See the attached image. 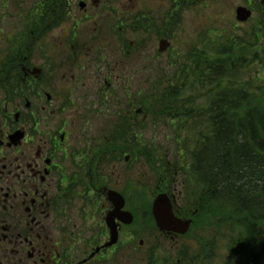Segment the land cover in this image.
I'll use <instances>...</instances> for the list:
<instances>
[{"label":"rangeland","instance_id":"obj_1","mask_svg":"<svg viewBox=\"0 0 264 264\" xmlns=\"http://www.w3.org/2000/svg\"><path fill=\"white\" fill-rule=\"evenodd\" d=\"M42 1L7 0L5 4L3 0H0V26H5L2 30L10 31V36L13 39H23L27 42L26 45L30 52L27 71L30 72L31 78L38 79L43 70L44 74L42 75L45 77L46 88L48 89V97H45L44 100L45 104L53 106L64 104L67 93L70 95L73 93L72 100L75 102H78L79 98L86 101L89 110L93 111L90 114V122L85 128L86 136L96 138L103 135L109 138L112 130L109 123H116V118L113 116L119 112L118 109L124 110L127 101L129 103L133 100L136 111L141 108L139 104L141 96L148 93L153 95L162 93L156 89V85H153V91L156 93L151 91V85L156 82L158 77L162 81L173 77L176 70H179L183 64L189 50L198 52L204 61L209 59L212 62V59H223V62L227 63L220 67L221 76H225L222 79H215L206 83L197 82L193 78L186 81L185 79L179 80V83L175 85L180 86L179 90L178 92L174 91V93H180L179 103L182 104L184 111L193 110L195 113L198 108L207 109L215 95L230 91L242 93V90L235 89V87L242 85L239 86L241 88L244 84L249 88L250 95L255 93V95L264 98V29L262 31L260 26L264 19L257 0H250L255 11L252 18L245 24L238 23L236 20V9L248 6L245 0H185L188 9L184 10V13L177 19L173 16L172 22L175 27L172 24L173 28L168 33L171 43L170 52L161 58L155 57L159 39L154 31L152 36L142 32L139 35L129 32L125 34V37L130 43H140L144 40L145 44L142 46L139 44L140 50L136 54L135 60H127L126 62L120 60L122 56L119 47L116 46L117 43L110 37V32L105 31V29H103L104 31L101 30V24L96 26L93 22L82 23L74 27L71 24H61L55 20V24L49 33L42 38L38 37L37 31L32 29L35 20L37 21L33 12L38 9L41 3L43 4ZM190 3H193L194 6L190 7L192 5ZM172 5L173 0H113V2H109L108 6L117 8L121 17L127 22L140 11L149 14L151 12L165 14ZM76 8L79 7L76 6ZM103 17L102 24L107 29L109 27L104 23L106 17L105 15ZM124 28H130V25L125 24ZM159 29L162 30V27ZM254 31L258 32L259 39L252 42L251 37ZM24 32L26 33L24 34ZM72 33L75 34V37L72 36ZM26 34L27 37L24 38ZM99 36L100 42L97 40ZM244 36L247 37L246 42H248L246 49L237 45H230ZM69 44H76V49L72 50ZM136 45L138 44H135V48ZM223 45L225 46L222 48ZM214 48L215 50H213ZM99 50L104 51V55L102 52L98 54ZM226 51L231 53L234 51L235 55L226 59L225 55H228ZM100 54L104 56L101 59L99 58ZM75 60L78 61L75 63ZM80 77L87 79L85 86H79ZM100 79L103 80L102 86L104 88L107 87L106 82H108L109 87L108 98L104 106L100 105L97 98L99 88L97 83L98 85L101 84ZM74 81L77 86H73L72 82L74 83ZM118 81L119 85L117 84ZM219 81L222 86L217 84ZM16 84L15 81L12 82L13 87ZM204 84H206V88L202 87ZM28 87L31 89V86ZM48 98L51 101H48ZM219 107L218 105L216 109L217 115L220 110ZM234 108V106L227 108L229 111L226 113V119L229 124L249 126V120H236L237 115L232 112ZM210 116L209 114L208 117L211 118ZM209 118L204 124L200 117L198 120H192L194 122L189 124L184 121L179 123L183 126L188 124V129L180 134V142L177 144L173 129L166 126L165 120L161 117L153 122V115L150 114L149 116L148 114L145 120L146 126L141 131L140 123L145 119L141 115L138 118V136L144 141L143 146L151 149L152 152L156 149L153 153L154 156L151 155L154 160L155 157L159 160L166 155L167 158L164 163L170 165L172 162L175 165L174 153L178 149L181 148L180 151L182 152L179 158L186 160L191 154L189 150L191 146L197 147L198 150V146L193 145V143L197 142L200 136L210 135L212 120ZM243 119L244 116H242ZM62 120L61 118L55 121L61 122ZM186 121L189 122L188 119ZM176 122L178 121L173 122V124L176 125ZM235 126L233 127L235 128ZM212 142L215 143V141ZM185 143H190V145H184ZM93 145L87 146L88 152L94 151ZM210 156L212 154L209 153L207 157L208 167L212 165V170L215 172L219 169L216 168L219 166L218 153L215 152L212 160H210ZM146 162V157L142 156L135 161L130 158L128 163H123L125 197L131 203L130 206L133 207L137 202L143 206L151 205L157 196L155 194L157 187H160L162 189L158 188L159 192L166 189L173 191L177 210L192 211L195 197H193L192 191L185 190L179 182L175 181L174 173L168 174L166 172V174L162 171L163 176H159L156 171L158 166L157 168L156 165L150 167ZM183 208L185 210H182ZM256 212L260 213L259 211ZM145 220L143 230H151L153 227L150 222L152 217L146 216ZM236 223V225L225 223L219 229L220 236H214L216 230L214 222L209 219L196 221L195 229L190 236L175 240L163 236L158 230H153L154 233L152 234L151 232L140 234L138 229L131 228L133 233L126 231L125 236H120L118 249L114 253L110 252V257L104 261V264H152L156 260L157 264H180V253L185 248H188V256L191 258L196 256V264H231L237 261L236 257L237 254L239 255V250L245 251L243 248H246L242 247L241 249L244 244L241 236L243 233L245 234V230L242 226H238L239 222ZM229 225L234 226V236H229ZM248 250L250 251V249ZM250 254L248 256L253 258L252 262L264 264L262 255ZM81 258L77 257L76 263ZM182 264L187 263L183 262Z\"/></svg>","mask_w":264,"mask_h":264},{"label":"flooded vegetation","instance_id":"obj_2","mask_svg":"<svg viewBox=\"0 0 264 264\" xmlns=\"http://www.w3.org/2000/svg\"><path fill=\"white\" fill-rule=\"evenodd\" d=\"M3 1L6 4L7 0ZM56 1L61 6L56 13L65 17L56 18V22L74 27L82 23L101 24V30L110 32L123 56L126 47L120 34L125 24L134 25L137 35L141 26L147 31H157L156 18L138 16L126 22L117 8L108 6L113 0H66L65 4L62 0ZM81 4L85 5L84 9L80 8ZM103 15L107 29L102 24ZM164 25L167 34L172 28V6L165 13ZM4 27L0 26V264H104L110 252L118 249L120 236H125L126 231L133 233L131 228L138 229L139 233L143 229L139 202L131 207L126 200L124 210L134 217L131 225L125 224L118 213L113 215L115 207L109 199L110 191L126 199L124 158L115 150L107 151V137L85 135L93 112L85 100L79 98L75 102L73 93H67L64 104L44 103L48 89L43 70L38 79L31 78L27 71L30 54L27 42L13 39L9 30H2ZM135 44H138L136 48ZM135 44L130 43L128 58L124 56L121 61L136 59L142 45ZM69 45L72 50L76 49V44ZM99 52L104 55V51ZM102 54L100 59L104 57ZM86 80L80 77L79 86H85ZM13 81L17 83L15 87ZM100 83H97V98L104 106L109 87L108 82L106 88L102 86L103 80ZM72 84L77 86L75 81ZM132 101H127L123 110L128 121ZM61 118V122L55 121ZM132 122L133 126L137 125L138 114ZM206 140L199 138V143L204 144ZM90 144L94 146L93 152H88ZM216 172L219 174V169L213 171ZM215 189L219 191V182L214 192ZM216 209L219 211V206ZM175 212L181 218L197 214L198 210L176 209ZM222 226L221 219L214 221V236H220ZM229 226V236H234V226ZM258 230L261 235L243 233L241 240L255 236L254 246H264V229ZM162 235L171 240L175 238L173 234ZM110 236H119L118 243L105 248ZM77 257L82 258L76 263Z\"/></svg>","mask_w":264,"mask_h":264},{"label":"trees","instance_id":"obj_3","mask_svg":"<svg viewBox=\"0 0 264 264\" xmlns=\"http://www.w3.org/2000/svg\"><path fill=\"white\" fill-rule=\"evenodd\" d=\"M42 2L43 4L41 3L38 9L33 12L34 18H37V21L35 20L32 29L37 31L36 34L38 37L47 35L54 26L56 18L62 17L56 13V11L61 8L56 0H43ZM61 3L65 4L66 0H62ZM190 4H192L190 7L194 6L193 3ZM183 9H188L187 1L180 0L179 3L177 2L174 4V13L177 10L182 11ZM174 18L177 19L175 16ZM172 24L175 27L173 22ZM260 26L263 31L264 22H262ZM257 34L258 32H253L251 37L252 42L259 39ZM246 39L247 37L244 36L232 42L230 45H237L242 49H246V46H248ZM224 46L225 45H223L222 48ZM213 50H215V48ZM226 53L228 54L225 55L226 59L235 55L234 51L232 53L226 51ZM127 58L128 56H125V59ZM226 63L223 62V59H212V62H210L209 59L204 61V59L199 56L198 52L189 50L183 64L180 66L179 70H176L173 77L167 78L165 81H162V79L158 77L156 82L151 85V91H153V85H156V89L162 93L154 95L148 93L141 96L140 106L144 108L145 113L153 114L155 119L161 117L165 121L168 120L171 123L178 121V124L183 121L185 122L186 119L196 120L198 117L195 113L211 115L212 124L215 127L213 131L214 138L217 141H215V143L208 142L202 145L203 148L197 144L200 148L197 150L196 147L192 151L194 154L191 160L192 173L185 172L186 162L179 158L182 152L180 151L181 148L178 149L174 153L176 163L173 169L179 173L184 171L182 178H187L188 183L186 186L195 196V209H198L195 221L209 219L211 222H214L219 218L222 224L230 223L236 225V222H239L240 224H238V226H242L243 230H245V234L257 233L261 235V231L258 230V228L264 229V98L255 95V93L250 95V90L245 84L241 88L239 86L242 85H238L235 89L242 90V93H232L231 91L221 92L213 97L210 103V109H198L194 113L193 110L184 111L182 104L179 103L181 97L180 93H174V91L178 92V88L180 87L175 85L182 79L186 81L189 80V78H193L197 82L205 83L214 81L215 79H222L225 76H221L220 67H223ZM217 84L221 85V82L219 81ZM205 85L206 84L202 85V87L206 88ZM165 90L173 91L168 92ZM218 105L220 106V110L217 115L216 109ZM233 106L235 108L232 112L237 115L236 120H249V126L243 127L237 125L239 126L237 127L229 124V121L226 119V113L229 111L227 108ZM242 116H244L243 120ZM130 119L135 120V116L130 114ZM127 120L123 111V115L117 117L116 123L112 125L110 142L113 141L111 143L108 142V151L111 152L115 150L119 156L125 154H131L134 158L144 156L149 166H161L160 169H156L158 175H160L161 171L166 169L164 160L167 156L164 155L159 160L155 157L154 160L151 155L154 156L153 153H155L156 149L152 152L151 149L143 146L144 141L140 136L138 138L139 129L133 126L132 121ZM233 126H235V128ZM144 128L145 127L142 126L140 130L143 131ZM178 131L181 132L182 129H178ZM176 137L178 142L179 137L177 135ZM215 152L218 153L219 158V166L216 167L219 168V174L211 171L212 165L208 167V154H212V156L209 157L210 160H212ZM205 163L207 164L205 165ZM173 176L175 177V174ZM218 182L219 191L216 192L215 189L214 192V187L218 186ZM202 195H204L203 207L200 202ZM218 201L219 205H216ZM217 206H219V211L216 209ZM140 213L142 223L146 222V216L152 217L151 205H142ZM150 222L152 225L154 224L153 219L150 220ZM254 237L255 236H248L243 240L244 244L241 246V249L242 247H246L243 248L245 251L239 250V255L237 254L236 257L237 261L231 264H255V261L252 262L253 258L248 255H251L250 253L253 255H263L262 249L264 246H254ZM248 249H250L251 252ZM187 251L188 248L182 250L179 257L181 261H179V263L196 264V256L191 258L188 256ZM152 264H157V260Z\"/></svg>","mask_w":264,"mask_h":264},{"label":"water","instance_id":"obj_4","mask_svg":"<svg viewBox=\"0 0 264 264\" xmlns=\"http://www.w3.org/2000/svg\"><path fill=\"white\" fill-rule=\"evenodd\" d=\"M262 5H264V0H262ZM84 8V5L81 6ZM252 16V12L246 8L240 7L236 11L237 21L240 23L247 22ZM169 44L167 41H162L160 44V53L167 50ZM110 201L115 206V211L113 215L117 213L121 214V219L125 224L129 225L132 223L133 218L130 213H122L121 210L125 206L124 199L115 192H110ZM153 217L156 221L157 227L161 232L174 233L176 235H186L192 225V220H181L175 217L173 213V206L171 199L166 194H161L153 202ZM118 242V236H111L110 243L106 247H112Z\"/></svg>","mask_w":264,"mask_h":264}]
</instances>
